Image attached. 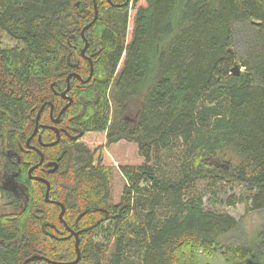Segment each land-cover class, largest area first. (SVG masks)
Returning a JSON list of instances; mask_svg holds the SVG:
<instances>
[{
	"label": "trees",
	"instance_id": "1",
	"mask_svg": "<svg viewBox=\"0 0 264 264\" xmlns=\"http://www.w3.org/2000/svg\"><path fill=\"white\" fill-rule=\"evenodd\" d=\"M125 2L95 0L97 18L84 31L95 74L86 83L71 78L59 142H30L44 166L58 164L45 177L78 235L76 264H209L200 256L212 252L224 264H262L264 230L252 248L231 241L238 220L203 201L222 192L215 187L237 185L243 190L228 204L264 209V0ZM93 16L94 0H0V29L19 43L6 48L0 39V161L20 159L6 169L20 168L25 199L19 213L1 216L0 264L76 258L59 207L27 175L39 154L25 141L41 105L49 103L40 123L50 122V104L55 114L62 107L57 91L68 73L88 77L80 32ZM235 63L239 75L231 73ZM38 134L56 139L49 129ZM119 140L136 143L144 162L120 168L125 185L111 204L104 153ZM220 158L224 164L209 162Z\"/></svg>",
	"mask_w": 264,
	"mask_h": 264
},
{
	"label": "rangeland",
	"instance_id": "2",
	"mask_svg": "<svg viewBox=\"0 0 264 264\" xmlns=\"http://www.w3.org/2000/svg\"><path fill=\"white\" fill-rule=\"evenodd\" d=\"M138 4H144L143 0H138ZM134 9L131 8V13ZM0 39L2 44L6 48H11L17 44L14 39L10 38L3 30L0 29ZM52 106V105H51ZM137 103L131 101L128 107V114L133 119L136 118ZM105 142V141H104ZM106 163L110 165L107 169V175L109 180V199L111 204L119 202L122 190L125 185V178L122 175L120 168L122 166H138L144 162V157L139 153L137 144L127 140H120L111 144L105 149ZM209 162L223 163L224 160L209 159ZM221 189L222 192H217L212 195V190L204 197V206L208 209H215L225 211L231 214L238 220L237 229L231 232L227 238L231 241H242L247 243H254L258 237V232L264 230V209L257 211L247 212L245 205L242 202H236L235 204H228L230 196H239L242 192V187L237 185H226L224 189L221 187H215V190ZM3 206L0 200V210ZM8 210V209H7ZM253 236V237H252ZM200 260L209 264H224V260L218 252H212L211 255L206 256L201 254ZM264 264V261L263 263Z\"/></svg>",
	"mask_w": 264,
	"mask_h": 264
},
{
	"label": "flooded vegetation",
	"instance_id": "3",
	"mask_svg": "<svg viewBox=\"0 0 264 264\" xmlns=\"http://www.w3.org/2000/svg\"><path fill=\"white\" fill-rule=\"evenodd\" d=\"M128 2V0H126V2L125 3H127ZM83 29V28H82ZM88 29V28H87ZM86 29V30H87ZM82 31V30H81ZM80 35H81V32H80ZM85 36V35H84ZM86 38V37H85ZM81 40H82V37H81ZM87 40V39H86ZM83 41V40H82ZM83 43H85L84 41H83ZM87 43H88V40H87ZM87 48H88V46H87ZM87 48H86V50H87ZM86 50H85V54H84V56H82V58H84V59H86L87 61H88V63H89V74H90V61L89 60H91V62H92V58L89 56V55H87L86 54ZM80 54H81V51H80ZM86 57V58H85ZM92 67H93V63H92ZM71 73H75V74H77L75 71H71L70 73H68V75L69 74H71ZM92 73H93V70H92ZM89 74H88V77H89ZM77 75H79V74H77ZM92 75V74H91ZM80 77H81V79H78L77 77H76V79L77 80H79L81 83L83 82V83H86V82H88V81H82V80H86V79H84L85 77L84 76H81V75H79ZM67 77V76H66ZM71 78H75V76H71L70 77V79H69V87H68V89L66 90V88H67V82H66V78H65V85H64V88L63 89H60L59 91H57V93H59L58 95L64 100V103H63V105H62V107L66 104V103H69V104H71L72 102H73V98L71 97V95H70V87H71ZM90 78H91V76H90ZM89 78V79H90ZM49 103L47 102V103H45V106L46 105H48ZM45 106H44V108H45ZM61 107V108H62ZM69 107V106H68ZM67 107V108H68ZM43 108V109H44ZM61 108H60V110H61ZM66 108V109H67ZM43 109H42V111H43ZM51 109H52V112H51ZM59 110V111H60ZM59 111L55 114L54 113V108H53V104H52V108H51V104H50V109H49V119H50V122H44V123H40L39 122V119H40V117H39V119H38V129H37V131H36V134L31 138V140L34 138V137H36L37 138V140H38V144L40 145V146H42V147H44V145L42 144V143H50V142H53V141H50V142H43L42 140H41V135L40 134H38L40 131H42V130H44V129H49V130H51V131H53L54 132V134H56L57 135V133L56 132H58L59 133V140H60V137H61V133H66V131H65V129H63V128H58L57 127V123L59 122V120H60V117H61V115L65 112H63L58 118H57V116H58V113H59ZM42 113V112H41ZM40 116H41V114H40ZM56 119V120H55ZM52 121V122H51ZM35 127V126H34ZM38 136H40V140H39V138H38ZM72 138H74V137H72ZM31 140H30V142H31ZM55 141V140H54ZM120 141V140H119ZM29 142V144L27 145L26 144V141H25V145H26V149L27 150H34V151H36L38 154H39V152H41L42 154H43V152L40 150V148L38 147V146H36L35 144H31ZM59 142V141H58ZM118 142V141H117ZM114 143H116V142H114ZM57 144V143H56ZM55 144V145H56ZM113 144V143H112ZM111 145V144H110ZM109 145V146H110ZM54 146V145H53ZM45 147H48V146H45ZM8 155H9V157H11L12 156V154L11 153H9L8 152ZM18 160L15 162L14 160H11V161H8V160H3V161H0V192H3V193H5V192H8V193H11V195H12V198H13V201L10 199V200H5V198H1V195H0V200H1V202H2V204H3V206L1 207V208H6V209H1L0 210V223L4 220V218H2L1 216H3V215H8V214H16V213H19L21 210H23V208L25 207V199L22 197V195H23V193H24V187H23V185H22V183L20 182V180H19V178H20V176L18 175L19 174V172H18V169H20V168H17L16 169V171H8L7 169H6V165H12V166H16V163H19V158H17ZM39 159H40V154H39ZM43 160H44V154H43ZM43 160H42V164L41 165H39V166H37V167H35L33 170H32V174H29V169L32 167V166H34L37 162H35V163H33L32 165H30L29 167H28V169H27V175H28V177L30 178V179H32V180H35L33 177L34 176H39V177H41V178H44V179H46L48 182H49V180L45 177V175L47 174V173H53L54 171H56L57 170V168H58V164L57 163H53V164H51L50 166H44L43 165ZM3 165L5 166V167H3ZM38 167H39V169L41 170V171H39V173H41L42 175H39V174H37V173H34V171L35 170H37L38 169ZM35 181H37V180H35ZM39 182H41V181H39ZM41 183H43V182H41ZM44 185H45V183H43ZM49 184H50V182H49ZM50 187H51V184H50ZM50 187H49V196H48V199H49V201H46L45 200V198H44V200L46 201V202H51V203H54V204H56L58 207H59V211H58V215H59V213H60V211H61V207L57 204V203H55V202H53V201H57V202H60V201H58V200H55L53 197H52V195H51V193H50ZM45 190H46V185H45ZM44 195H45V192H44ZM61 204H62V202H60ZM63 206H64V212H65V210H66V208H65V205L64 204H62ZM8 209V210H7ZM100 210H102L103 211V214H104V216H103V218H109V214L107 213V210H106V208H99ZM64 212H63V214H64ZM59 217V216H58ZM60 220V219H59ZM61 221V220H60ZM64 225H66L65 224V222H64V220H63V215H62V221H61ZM66 229H67V231L69 232L68 234H69V236H73L74 237V239H75V236H74V234H71V232H70V230L71 231H73L74 233H76L75 231H74V229L73 228H71L70 226H67L66 225ZM79 239V238H78ZM1 244H3V239L2 238H0V245ZM79 244V243H78ZM74 246H75V243H74ZM78 249H79V247H78ZM76 250V249H75ZM80 252V251H79ZM80 259V258H79ZM73 261V260H72ZM72 261H68V262H72ZM79 261V260H78ZM77 261V262H78ZM57 262H61V261H57ZM76 262V263H77ZM62 263V262H61ZM75 263V264H76ZM67 264V263H66Z\"/></svg>",
	"mask_w": 264,
	"mask_h": 264
},
{
	"label": "water",
	"instance_id": "4",
	"mask_svg": "<svg viewBox=\"0 0 264 264\" xmlns=\"http://www.w3.org/2000/svg\"><path fill=\"white\" fill-rule=\"evenodd\" d=\"M108 2L111 3V0H108ZM75 4L78 5V2H76ZM97 15H98V10H97V6H96L95 0H94V16H93V19H92L88 24H86V25L83 27L82 31H81V37H82V40L85 42L83 48L81 49V55H82V56H84V54H85V50H86V48H87V46H88L87 40H86V38H85V36H84V31H85L87 28H89V27L93 24V22H94V21L96 20V18H97ZM89 61H90V74H89V77H88L86 80H82V81H88L89 78H90V76H91V74H92V70H93L92 62H91V60H89ZM230 70H231V73H232L233 75H239V74H240V68H239V65H238L237 63H235V64L231 67ZM71 76H75V77H77L78 79H81V77H80L79 75L75 74V73H71V74L67 75V77H66V82H67V88H66V90H67L68 87H69V79H70ZM44 106H45V103H44L43 105H41V107H40L39 110L37 111V114H36V117H35V127H34V130H33L32 134H31V135L27 138V140H26V144H27V145L29 144L31 138L36 134V131H37V129H38V126H37V125H38V119H39V117H40V114H41L42 109L44 108ZM68 106H69V103H66V104L61 108V110H60L59 113H58L57 118H58V117H59V116H60V115L66 110V108H67ZM51 108H52V106H51ZM51 112H52V109H51ZM55 120H56V119H55ZM56 133H57V140H58V139H59V133H58V132H56ZM38 138L40 139V136H38ZM39 154H40V159H39V161H38L34 166H32V167L29 169V171H28L29 174L32 172V170H33L35 167L38 166V164H40V163L42 162V160H43V154H42L41 152H39ZM33 178L36 179V180L42 181L43 183H45V185H46V190H45L44 198H45L46 201H49V199H48V196H49V187H50L49 182H48L46 179L41 178V177L34 176ZM53 202L57 203V204L61 207V211H60V213H59L58 216H59V219L62 221V215H63V212H64V206H63L60 202H57V201H53ZM70 232H71V234H74V236H75V249H76V258H75L72 262H62V263H61V262H57V261H55V260H50V259L46 258L45 256L33 255V256H31V257L25 259V260L23 261L22 264H28V262H30V261L33 260V259H41V260H44V261H47V262L58 263V264H66V263H67V264H75V263L79 260V258H80V252H79V249H78L79 239H78V235H77L76 233H74V232L71 231V230H70Z\"/></svg>",
	"mask_w": 264,
	"mask_h": 264
},
{
	"label": "bare ground",
	"instance_id": "5",
	"mask_svg": "<svg viewBox=\"0 0 264 264\" xmlns=\"http://www.w3.org/2000/svg\"><path fill=\"white\" fill-rule=\"evenodd\" d=\"M114 7V6H113ZM168 7V6H167ZM98 8V7H97ZM111 8V7H110ZM4 49V48H3ZM101 52V51H100ZM98 54V53H97ZM98 56V55H97ZM81 57V56H80ZM86 58V57H85ZM97 60V59H96ZM83 62V61H82ZM94 62V61H93ZM77 65V64H76ZM87 67V66H86ZM80 69V68H79ZM97 69V68H96ZM87 71V70H86ZM96 71V70H95ZM94 73V72H93ZM95 74V73H94ZM54 78V77H53ZM76 78V77H75ZM76 80V79H75ZM77 81V80H76ZM61 86V85H60ZM71 87H73V86H71ZM70 87V88H71ZM56 89H57V87H56ZM148 92V91H147ZM205 93V92H204ZM148 96V95H147ZM202 97V96H201ZM65 100V99H64ZM75 100V99H74ZM203 100V99H202ZM72 104V103H71ZM70 105V104H69ZM52 122V121H51ZM40 140V139H39ZM58 141H59V139L57 140V135H56V139H55V141H53V142H50V143H42L43 145H44V147L45 146H53V145H55L56 143H58ZM20 160V159H19ZM20 162V161H19ZM42 164V162L40 163V164H38V166L39 165H41ZM1 166V165H0ZM30 174H32V173H30ZM37 177H39V176H37ZM36 180V179H35ZM37 181H39V180H37ZM42 182V181H41ZM253 237V236H252ZM222 245V244H221ZM231 245V244H230ZM250 246H251V242H250ZM251 248H252V246H251Z\"/></svg>",
	"mask_w": 264,
	"mask_h": 264
}]
</instances>
